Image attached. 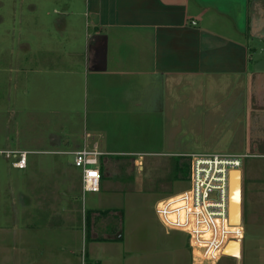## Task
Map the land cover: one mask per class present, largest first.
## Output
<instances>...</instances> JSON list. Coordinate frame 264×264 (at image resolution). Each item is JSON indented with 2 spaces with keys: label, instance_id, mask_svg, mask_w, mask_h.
I'll use <instances>...</instances> for the list:
<instances>
[{
  "label": "crops",
  "instance_id": "obj_1",
  "mask_svg": "<svg viewBox=\"0 0 264 264\" xmlns=\"http://www.w3.org/2000/svg\"><path fill=\"white\" fill-rule=\"evenodd\" d=\"M215 1L56 0L54 17L27 18L35 35L27 73L40 74L27 76V89L40 85L39 103L68 125L40 134L49 141L35 150L48 154L40 161L27 150V224L0 212V264H219L224 256L264 264V0ZM95 142L105 153L97 192L83 189L71 153ZM211 152L250 155L241 168L243 238L215 262L195 256L188 233L158 215L163 227H140L144 216L119 202L121 175L152 163L184 178L181 157ZM159 154L162 163L144 157Z\"/></svg>",
  "mask_w": 264,
  "mask_h": 264
},
{
  "label": "rangeland",
  "instance_id": "obj_2",
  "mask_svg": "<svg viewBox=\"0 0 264 264\" xmlns=\"http://www.w3.org/2000/svg\"><path fill=\"white\" fill-rule=\"evenodd\" d=\"M43 1H49L45 5H50L51 8H30L31 0H3V2L0 0V150L3 151L0 153V212L7 209L6 211L10 214L15 213L16 227H24L27 224V167H14L12 164L15 160L13 153L21 150H34L29 154V159L40 161L42 156L48 154L35 150L44 147V144H49V141L48 143L45 141V143L41 140L43 136L40 134L54 128L60 122L68 125L66 121L54 118V113L50 114L45 101L44 105L39 103L40 85H36V87L29 85L27 89V76L30 80H34L38 79L40 75L39 73H27V38L35 36L27 33V18L31 16L43 18L46 16V11L51 13V17L56 15L53 11V3H51L56 0ZM194 1L190 0L193 8H195ZM208 1H211V4H218L215 0ZM228 4L229 7H227L232 9L233 4L230 2ZM234 15V12H229L224 20L226 21V18L229 17L227 22L231 23ZM65 108H71V106L65 105ZM63 114L65 115L64 112ZM82 116L81 113L80 117ZM40 117H44V119ZM80 119L77 118V120ZM8 152H10L9 156ZM164 156V154H159L144 157L147 159L156 158L158 163H162V160L165 159ZM61 157L73 161V155L64 154ZM133 157H139V155ZM182 158L184 159L182 160L184 178H174L173 170L169 173L167 166L155 168L156 165L153 166L152 163H148L144 170L141 168L143 172L134 170L130 174L121 175L124 193H122V200L119 202L124 205L127 211L135 215L136 220L141 221L142 215L144 216L147 224L140 227H163L158 224L159 220L155 212L156 203L166 194L182 192L188 188L189 158L188 156ZM125 169L127 168L121 167L118 173L121 171L124 173ZM1 215L3 214L0 213V224L4 219ZM251 230L253 227H247L248 233ZM153 235L155 236L154 240L158 239L156 233ZM171 236H174L176 241L181 237L187 238L185 233L177 231H172ZM247 240L248 237L244 240V245ZM244 253L246 255L245 251ZM229 259L224 256L218 263L230 264ZM170 261L169 259L168 263Z\"/></svg>",
  "mask_w": 264,
  "mask_h": 264
},
{
  "label": "built area",
  "instance_id": "obj_3",
  "mask_svg": "<svg viewBox=\"0 0 264 264\" xmlns=\"http://www.w3.org/2000/svg\"><path fill=\"white\" fill-rule=\"evenodd\" d=\"M90 136V133H86L87 138ZM29 153L27 150L15 151L13 166L26 168ZM71 153L74 155V164L82 170L83 189L99 191L101 157L105 154L99 144L95 142L88 146L85 143L81 149ZM187 156L188 188L160 199L156 203V213L169 229L188 233L196 257L215 262L227 255L225 249L232 241L241 242L243 238L242 224L232 223L231 220L229 189L232 171L241 170L244 159L250 155L211 152Z\"/></svg>",
  "mask_w": 264,
  "mask_h": 264
},
{
  "label": "water",
  "instance_id": "obj_4",
  "mask_svg": "<svg viewBox=\"0 0 264 264\" xmlns=\"http://www.w3.org/2000/svg\"><path fill=\"white\" fill-rule=\"evenodd\" d=\"M236 171L239 172V176L236 183L233 186V190H232V173L230 178L229 209H230V214L234 212L239 218L238 223L236 224H242V183H241L242 174H241V170H236Z\"/></svg>",
  "mask_w": 264,
  "mask_h": 264
},
{
  "label": "trees",
  "instance_id": "obj_5",
  "mask_svg": "<svg viewBox=\"0 0 264 264\" xmlns=\"http://www.w3.org/2000/svg\"><path fill=\"white\" fill-rule=\"evenodd\" d=\"M183 167H184V164H182V166L180 167V170L181 171L183 170ZM184 177H185V175H184Z\"/></svg>",
  "mask_w": 264,
  "mask_h": 264
}]
</instances>
